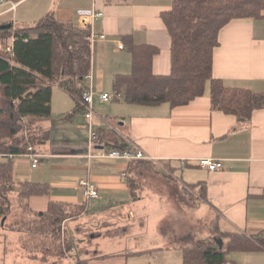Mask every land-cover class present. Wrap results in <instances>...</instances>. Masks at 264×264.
I'll return each instance as SVG.
<instances>
[{"label": "crops", "instance_id": "1", "mask_svg": "<svg viewBox=\"0 0 264 264\" xmlns=\"http://www.w3.org/2000/svg\"><path fill=\"white\" fill-rule=\"evenodd\" d=\"M172 4L173 0H24L15 15L1 19L26 25L53 12L61 22L81 25V15L91 10L103 13L91 27L94 38L90 78L77 85L80 91L76 95L79 97L91 88L96 92L92 129L99 133L103 129L119 133L126 140L123 146L142 149L151 158L149 164L160 175L164 174L167 181H172L165 172L170 169L180 186L200 190L202 185L204 189L205 196L197 195L199 198L193 207L179 202L178 189L159 192L157 187L143 186L133 197L127 179L134 176L137 180L143 176L144 169L125 159L99 158V149L88 144L86 109L79 107L77 98L66 89L55 86L53 117L48 123H41L51 130L52 138L35 148L40 165L33 168L27 156H20L13 161L14 175L17 182L49 183L51 200L88 202L87 212L65 222L66 235L76 242L75 249L64 257L71 264L90 258L79 252V231H90L92 243L104 236H113L110 232L117 228L129 231L131 227L133 231L140 229L135 237L137 244L133 243L126 252L115 253L109 250V245L104 247L108 244L104 241L103 247H98L101 250L97 249L91 256L97 260L95 264H182L180 248L186 242L179 241L186 233L161 231L157 227L175 213L185 220L178 227H189V224L200 227L214 222L225 232L264 234V108L255 110L250 119L226 114L213 107L209 85L204 95L178 107L169 103L146 106L113 100L116 76L130 74L132 70L131 54L120 47L124 46L122 36L131 35L137 43L156 46L159 51L153 58L154 74L171 73L172 40L161 12L170 9ZM103 34L107 39L100 38ZM219 41L214 51V77L221 79L226 87L264 94V19H233L220 31ZM100 93H108L112 101H103ZM55 116L63 121L55 124L52 122ZM202 158L222 160L224 166L210 171L197 164ZM4 161L0 156V163ZM83 178L97 185L99 198L84 195L79 185ZM19 192V184H15L9 194L18 197ZM36 198L40 197L32 198L31 206ZM47 205L46 198L40 203V209L32 207L44 210ZM123 221L130 222L124 225ZM95 227H99L98 232ZM201 232L204 239L210 237L209 230ZM217 242L220 244V239ZM133 252L144 253L123 256ZM116 257H123L124 262L111 263ZM227 259V264H264V251L231 252Z\"/></svg>", "mask_w": 264, "mask_h": 264}, {"label": "trees", "instance_id": "2", "mask_svg": "<svg viewBox=\"0 0 264 264\" xmlns=\"http://www.w3.org/2000/svg\"><path fill=\"white\" fill-rule=\"evenodd\" d=\"M161 18L172 40L171 73L154 74L153 58L159 51L156 46L137 43L131 35L122 36L124 47L132 56V70L130 74L116 76L114 101L184 106L204 95L209 85L213 107L226 114L250 119L255 110L264 108V94L226 87L213 75L214 51L220 44L222 28L233 19H264V0H173L172 7L161 12ZM1 24L10 26L0 28V154L36 152L37 146L52 138L51 130L41 123L53 117L54 87H62L78 98L77 85L91 72V28L61 22L53 12L32 24H18L11 19L0 21ZM11 40L12 50L8 51ZM77 105L80 107L78 101ZM98 143L129 147L123 146L126 140L119 133L109 129L102 130ZM149 162L135 159L130 164ZM127 183L131 195L136 197L135 177L129 176ZM15 184L20 187L17 206L26 218L8 228L21 233L20 245L32 258L39 255L42 261L48 256L64 258L76 246L70 236L62 239L67 232L65 222L87 212L88 202L51 200L49 183L17 182L14 162H1L0 217L9 213L7 195ZM199 193L205 196L202 185ZM34 197L47 198L46 209L35 210L31 206ZM214 225L206 240L192 239L180 248L182 264H227L231 252L264 251L263 233L225 232L217 223ZM217 239H225L226 244L220 246ZM91 263L89 259L77 262Z\"/></svg>", "mask_w": 264, "mask_h": 264}, {"label": "rangeland", "instance_id": "3", "mask_svg": "<svg viewBox=\"0 0 264 264\" xmlns=\"http://www.w3.org/2000/svg\"><path fill=\"white\" fill-rule=\"evenodd\" d=\"M110 101H112V98ZM62 121L63 120H60L59 118L55 116L52 122H54L55 124H58ZM45 122L48 123L47 121ZM137 164H138L137 166L144 169L143 176L138 177L136 180L137 189L141 187V191H142L143 186L157 187L159 192L160 191L161 192H167V191L176 192V189H178V192H180V196H181V199L179 198L178 200L183 206L187 205L189 207H193L197 204V199L201 197L199 190H195L193 189V187H187L186 185L180 186L179 183L174 179V176L172 175V173L168 172L167 170H165V172L170 175V176H167V178L169 177L172 181H167L166 179H164L166 178L165 175L164 174H162L163 176L160 175L149 163H146L143 165L139 163ZM147 171L149 172L147 173ZM165 183L169 185H166ZM144 193L146 195L148 194V191H146V188H145ZM15 197L12 194L7 195L10 210H9V213L5 217H0V264H71L67 258H57L55 256H48L45 261L41 262L40 260L41 255H39L37 259L32 258L29 255V253H27L25 250L22 249L20 245L21 233L16 230H11L10 228H8V225H11L18 221H22L26 218L25 212H23L17 206V197L16 198ZM44 199L46 198L40 197V198L34 199L32 202V206L36 209H40V203H42ZM174 215L175 216L173 217L171 216L167 217L166 220L161 225H158L157 227H160L161 231L166 230L170 232L173 230H179V231H182L183 233L185 232L186 234H184L179 241L182 244H185L184 242L187 243L194 238H196L197 240L198 239L206 240L204 239V237H202L204 235H202L201 231L209 230L212 232L214 230V226H215L214 222H211L208 225L205 224L204 226L202 224V226L200 227L199 226L190 227V224H189V227H178L182 225L185 220L177 216L176 213ZM129 222L130 221H125V222L123 221V224L126 225ZM173 226H176V227H173ZM95 228H97V231L95 232H98L99 227H95ZM131 229H133V227H131L129 231H124L123 228H117L116 230H113L112 232H110V234L111 233L114 234L113 236L107 235V236H104L103 239H99L94 242L92 241V243L90 241V233H91L90 231L89 232L79 231L81 233V237L78 240L79 250H80L79 252L84 257H90L87 259H89L92 262L91 264H95L97 262V260L91 256L94 255V252L97 249L101 250V248L103 247L104 241L108 242V244H104V247H107L109 245L110 247L109 250L115 251V253L126 252L133 246V243L137 244V242L135 241V237L137 236V234H140L139 228H135L134 231ZM132 232H134L135 236L131 234ZM194 234H196V237ZM68 237H69L68 235H63L62 239L66 240ZM216 237H220V236L218 235ZM225 241H226L225 239L224 240L222 239V244H225ZM99 246H101V248H98ZM118 261L124 262V258L116 257L114 258V260L111 261V263L113 262L117 263ZM100 264H108V263L102 262Z\"/></svg>", "mask_w": 264, "mask_h": 264}, {"label": "built area", "instance_id": "4", "mask_svg": "<svg viewBox=\"0 0 264 264\" xmlns=\"http://www.w3.org/2000/svg\"><path fill=\"white\" fill-rule=\"evenodd\" d=\"M24 0H0V21L6 15H15L19 4ZM103 13L100 11L91 10L88 13L81 15L80 23L83 27H93L94 21L101 17ZM92 39L94 36L91 37ZM100 38L107 39V35L103 34L100 35ZM121 48H124L123 45H120ZM8 51L12 50V44H9L7 47ZM90 75L86 77L89 79ZM96 95L95 90L92 88L82 93L78 98L77 101L80 106L86 109V118L88 120V128H87V139L90 148L99 149V154L97 155L99 158L102 159H125L127 161L135 160V159H144V160H151V158L140 148L135 146L129 147H109V148H98L100 145L98 143V139L101 136V133L96 132L92 129V118L94 115V97ZM100 99L103 101H110L111 96L108 93H100ZM32 149V148H31ZM2 158L5 159L4 162L8 161H15L20 156H27L31 161V166L36 168L40 165L39 154L35 152L26 153V154H0ZM93 157L92 155H89ZM197 164L203 168H206L210 171H217L223 168L224 164L222 160L214 159V158H202L197 161ZM125 177L127 174H124ZM80 187L83 189L84 195L86 197H94L99 198V190L98 187L93 181H90L88 178L80 179L79 181Z\"/></svg>", "mask_w": 264, "mask_h": 264}, {"label": "water", "instance_id": "5", "mask_svg": "<svg viewBox=\"0 0 264 264\" xmlns=\"http://www.w3.org/2000/svg\"><path fill=\"white\" fill-rule=\"evenodd\" d=\"M7 26H10V25L1 24L0 28H4V27H7ZM98 148H104V147L102 145H100ZM220 244L222 245V239H220Z\"/></svg>", "mask_w": 264, "mask_h": 264}]
</instances>
